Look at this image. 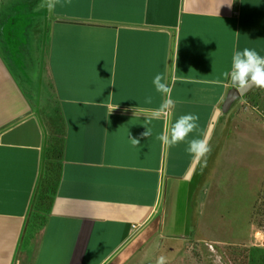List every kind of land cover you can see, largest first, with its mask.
I'll list each match as a JSON object with an SVG mask.
<instances>
[{"label":"crops","instance_id":"crops-1","mask_svg":"<svg viewBox=\"0 0 264 264\" xmlns=\"http://www.w3.org/2000/svg\"><path fill=\"white\" fill-rule=\"evenodd\" d=\"M43 2L0 0V264H128L180 195L206 212L220 169L263 155L264 88L222 73L235 51L264 56V0ZM157 74L171 120L199 116L205 158L158 139L169 116L146 119Z\"/></svg>","mask_w":264,"mask_h":264},{"label":"rangeland","instance_id":"rangeland-1","mask_svg":"<svg viewBox=\"0 0 264 264\" xmlns=\"http://www.w3.org/2000/svg\"><path fill=\"white\" fill-rule=\"evenodd\" d=\"M254 155L248 154L246 164L220 169L217 176L223 170L225 177L216 179L206 212L198 211L200 207L195 210L186 196L180 195L174 210L166 213L165 224L135 249L136 255L128 264H157L161 256L165 264H250L246 249L264 247V152L256 161ZM184 235L194 242L187 243ZM206 236L213 239L198 241ZM230 239L238 244L215 242Z\"/></svg>","mask_w":264,"mask_h":264},{"label":"clouds","instance_id":"clouds-1","mask_svg":"<svg viewBox=\"0 0 264 264\" xmlns=\"http://www.w3.org/2000/svg\"><path fill=\"white\" fill-rule=\"evenodd\" d=\"M60 0H44L41 7H47L49 12H52ZM67 4H71V0H66ZM225 79L240 91L248 85H254L259 88H264V56H261L254 49L245 48L242 51H235L232 55L231 68L222 73ZM175 77H173V80ZM212 83L222 85L221 79L213 80ZM153 84L157 92L165 95V102L155 110H152L146 119L150 123L152 119H159L163 116H169L168 129L162 133L158 139L164 145L172 147L178 143L187 141V151L195 160L205 158L211 152V146L208 138L201 135V138L188 140L191 133L199 128V116L197 114H185L179 116L174 122L171 120L169 110L174 106V101L171 99L172 84L164 74H157L154 77ZM145 103H152L151 97H147ZM144 113H137L135 115ZM152 134L151 128L146 126V131L142 134L144 137H149ZM133 142L139 144V140L133 139ZM157 264H165V258L161 256L157 260Z\"/></svg>","mask_w":264,"mask_h":264},{"label":"trees","instance_id":"trees-1","mask_svg":"<svg viewBox=\"0 0 264 264\" xmlns=\"http://www.w3.org/2000/svg\"><path fill=\"white\" fill-rule=\"evenodd\" d=\"M249 252L250 264H264V247H251Z\"/></svg>","mask_w":264,"mask_h":264},{"label":"water","instance_id":"water-1","mask_svg":"<svg viewBox=\"0 0 264 264\" xmlns=\"http://www.w3.org/2000/svg\"><path fill=\"white\" fill-rule=\"evenodd\" d=\"M252 87H254V85H248L246 88H243V89H241L240 91H236L238 94H241V95H243V94H245L246 92H248ZM232 101V99L231 98H228L227 99V101L225 102V104L223 105V108L221 109V108H218L217 109V111H216V113H215V115H214V117H213V119H212V122H211V125H210V128H209V131H208V135L207 136H209L210 135V133L212 132V130H213V128H214V125H215V123L217 122V119H218V116H219V114H220V112L222 111V110H226L227 108H228V105L230 104V102Z\"/></svg>","mask_w":264,"mask_h":264},{"label":"built area","instance_id":"built-area-1","mask_svg":"<svg viewBox=\"0 0 264 264\" xmlns=\"http://www.w3.org/2000/svg\"><path fill=\"white\" fill-rule=\"evenodd\" d=\"M133 227H134V228H137V225H136V224H134V225H133Z\"/></svg>","mask_w":264,"mask_h":264}]
</instances>
